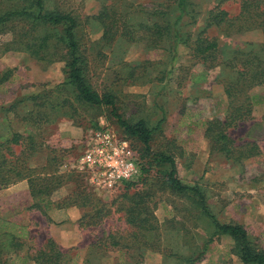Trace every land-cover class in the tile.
Listing matches in <instances>:
<instances>
[{
  "label": "rangeland",
  "instance_id": "rangeland-1",
  "mask_svg": "<svg viewBox=\"0 0 264 264\" xmlns=\"http://www.w3.org/2000/svg\"><path fill=\"white\" fill-rule=\"evenodd\" d=\"M165 2L168 0H45V7L49 11L70 12L76 17L77 40L89 54L87 78L91 86L99 93L112 91L116 95L118 114L127 122L143 119L149 127H155L165 114L164 123L153 136L151 151L172 156L176 177L184 185L200 188L217 220L242 225L254 247L264 250V102L254 105L249 119L227 128L237 146L236 152L247 154L248 149L242 147L246 145L248 148L255 145L256 149L252 146L251 153L237 162L213 151L204 132L208 121H223L227 114L228 101L223 86L216 81V77L226 75L225 67L206 69L190 50L193 39L204 31L205 36L217 40L226 58L234 51L263 43L264 31L251 27L236 32L242 19L207 26L208 14L214 7L236 18L240 0H188L189 15L183 20L181 29L183 34H190V39L186 44L177 45L172 64L167 51L148 48L144 42L129 43L121 39L109 48L97 44L102 26L96 18L104 6L112 4L118 12L131 11L128 7L132 6L135 13H129L127 18L133 23L152 21L155 18L150 17L148 11ZM171 2L168 7L173 5ZM10 39L8 33L0 37V43ZM136 65L134 75L129 77V68ZM63 66L61 61L39 62L25 51L2 53L0 49V73L11 70V76L0 84V108H8L19 99L47 96L34 102L24 100L14 111L0 114V134L11 131L23 137L29 134L35 137L39 148L28 166L36 174L51 157L50 148H53L60 157L57 173L68 176L64 164L74 160L76 154L66 141L81 136L73 131L83 133L104 126L120 131L110 107L78 104L72 99L70 87L63 90ZM249 93L264 99V84L253 87ZM45 99L55 106L50 114L54 121L32 126L29 118H34L38 110L34 105L43 104ZM43 106L39 109L44 112L47 104ZM131 142L136 149L142 148ZM13 150L17 154L19 148ZM169 169L167 164L160 168L162 172ZM151 175L147 180L149 184L139 183L128 189L129 196L136 191L149 190V187L153 189L147 213L150 228L147 231L145 226L139 232L135 225L125 220L124 186L113 191L98 190L84 176L75 173L52 195V205L46 209V216L31 209L33 200L27 184V189H7L12 185L0 189V221L16 224L25 232L20 251L4 254L2 259L8 264H35L26 256L49 252L50 239L63 254L60 264H182L183 258L203 248H207L204 258L195 264H242L231 238L213 237L208 243L212 228L199 216L193 201L173 193L162 174L158 176L153 172ZM77 192L87 196L77 197L73 194ZM68 196L78 205H70L66 200ZM97 202L106 205L110 214L99 222L95 220L97 225L85 226L91 221L92 206ZM84 203L87 206H82ZM58 205L62 208L56 207ZM113 241L120 245L111 247ZM55 251L53 247L48 255Z\"/></svg>",
  "mask_w": 264,
  "mask_h": 264
},
{
  "label": "trees",
  "instance_id": "trees-1",
  "mask_svg": "<svg viewBox=\"0 0 264 264\" xmlns=\"http://www.w3.org/2000/svg\"><path fill=\"white\" fill-rule=\"evenodd\" d=\"M170 1L173 5L168 7ZM168 2H165L166 4L160 3L148 11L150 17L155 18L152 21H135L133 23L132 19L127 18L129 13L135 9L132 6L128 7H131V11L121 12H118L112 4L104 6L96 18L102 26V36L97 44L99 47L109 48L113 42L121 39L129 43L144 42L148 48L167 51L171 55L172 64L176 57L177 45L186 44L190 39V34H183L181 29L183 20L189 15V3L188 0H168ZM124 8L127 6L124 5ZM239 8L238 16L230 18L226 11L214 7L208 14L207 26H219L225 22L242 19L243 23H239L241 25L235 29L236 32L248 30L251 27L260 28L264 31V0H240ZM245 24H248L247 27H244ZM77 28L76 17L72 16L70 12L60 9L47 10L45 0H0V37L8 33L11 35L9 41L0 43L2 53L21 50L28 52L31 57L39 62H63L65 75L62 83L63 90L65 87H70L69 91L73 101L92 108L110 107V113L116 119L117 127L120 130L118 132L126 137L130 144L133 141L141 145L142 148L138 150L131 144L143 160L141 168L143 175L138 183H125L124 185L125 193L123 196L127 198V204L122 207L126 222L129 225H135L138 232L145 226H147V231L149 230L150 219L148 217L150 215L147 213L150 207V199L153 196L152 187H149L150 191L146 188L142 191H136L130 196L128 189L139 183L142 185L149 184L147 180L151 178V173L157 172V175L165 176V184L173 193L192 200L199 216L208 221L212 228L208 243L212 241L213 237L227 236L233 241L234 251L242 264H264V250L254 247L247 230L240 224L220 223L209 210L205 195L200 188L184 185L176 177L172 156L151 151L150 144L153 136L164 123L165 114L155 127H149L143 119L132 123L127 122L118 114L116 95L108 90L99 93L91 86L87 78L89 54L86 47L77 40ZM202 32L193 39L190 50L192 55L201 61V65L206 69L225 67L226 75L216 77V81L223 86L228 101V110L224 120L212 119L208 121L204 136L209 139L213 151L237 162L240 158L251 153L252 146L255 149L256 147L255 145L250 148L247 145L242 146L248 149L247 154L236 152L237 146L234 145V141L228 135L227 128L235 126L237 122L249 119L254 105L264 102V99L257 94L249 93L253 87L264 84V41L250 49L234 51L233 55L230 54L229 57L225 58L219 50L217 40L208 38L204 31ZM136 68H138L137 65L129 68V77L134 75ZM10 74L11 70L0 73V84L7 81L11 76ZM40 97L45 98L47 96L35 95L26 99H19L8 108H0V114L14 111L17 105L24 100L34 102ZM45 100L46 103L43 104L44 106L47 104V109L44 112L39 109L43 104L34 105V109L38 108V110L35 112L34 118H29L32 126L54 121H52L50 114L54 111L55 106L49 103L47 99ZM65 102L66 100L63 101V104ZM14 147L19 148L17 154L14 153ZM38 148L39 146L32 134L27 135V137L11 131H8L7 134H0V189L20 181H26L33 200L31 209L39 210L42 215L46 216V209L52 205V195L70 180L75 172L69 171L67 173L69 177L66 173L58 174L60 157L55 154V149L50 148L51 157L47 159L41 172L36 174V171L28 166V161L36 155ZM72 149V152L76 154L75 145H72ZM165 164L170 168L168 172L160 170ZM73 194L77 197L85 198L87 196L82 192ZM71 197H66V200L70 202L69 204L78 205ZM56 207L62 208L60 205ZM92 207L93 216H89L91 221L85 223V226L97 225L99 221L110 214L106 205H100L97 202ZM24 233L22 227L0 221V264H8L6 259H2L4 254L11 255L20 251L24 245L22 241ZM48 243L49 252L39 251L32 257L26 256V258L35 264H60L62 252L54 246L52 240L49 239ZM119 245L120 243L117 241L110 244L111 247H118ZM53 247L56 250L55 253L48 255ZM206 249L203 248L200 252L183 258L181 263L195 264L200 262L204 258Z\"/></svg>",
  "mask_w": 264,
  "mask_h": 264
},
{
  "label": "built area",
  "instance_id": "built-area-1",
  "mask_svg": "<svg viewBox=\"0 0 264 264\" xmlns=\"http://www.w3.org/2000/svg\"><path fill=\"white\" fill-rule=\"evenodd\" d=\"M72 145L77 148L76 157L64 168L84 176L98 190L113 191L142 178L143 160L113 128L85 130Z\"/></svg>",
  "mask_w": 264,
  "mask_h": 264
},
{
  "label": "crops",
  "instance_id": "crops-1",
  "mask_svg": "<svg viewBox=\"0 0 264 264\" xmlns=\"http://www.w3.org/2000/svg\"><path fill=\"white\" fill-rule=\"evenodd\" d=\"M73 132H77V134H81L82 135V133L79 131H73ZM73 134V133H72ZM76 139H73L72 141H69V140H67L66 141V143H67V145H72L73 144V142L75 141ZM26 184H27V182L26 181H20V182H18V183H16V184H13L10 188H7V189H9V190H14L15 188H17V187H19V188H26ZM27 189V188H26ZM29 230V229H28Z\"/></svg>",
  "mask_w": 264,
  "mask_h": 264
}]
</instances>
